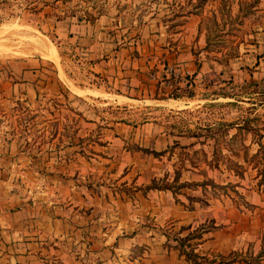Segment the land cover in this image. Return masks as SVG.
Listing matches in <instances>:
<instances>
[{
    "label": "rangeland",
    "instance_id": "obj_1",
    "mask_svg": "<svg viewBox=\"0 0 264 264\" xmlns=\"http://www.w3.org/2000/svg\"><path fill=\"white\" fill-rule=\"evenodd\" d=\"M190 14L199 32L183 51ZM18 61L38 95L0 99L1 134L132 202L111 210L126 218L105 264L261 263L264 247H232L251 237V194L264 203V0H0L1 80L22 78ZM11 245L0 264H22Z\"/></svg>",
    "mask_w": 264,
    "mask_h": 264
},
{
    "label": "crops",
    "instance_id": "obj_2",
    "mask_svg": "<svg viewBox=\"0 0 264 264\" xmlns=\"http://www.w3.org/2000/svg\"><path fill=\"white\" fill-rule=\"evenodd\" d=\"M184 17L190 21L178 32L179 36L181 34L178 48L186 51L190 50L199 29L194 15ZM179 55L175 60L180 62V66L192 59L187 52L183 58ZM23 64L22 61L14 62L13 67L21 68L19 75L22 78L14 73L5 81L0 79L3 88L0 99H32L38 95L40 81L35 74L37 70H28ZM3 127L4 123L0 122V130ZM26 144L23 139L4 136L0 131V242L13 243L9 246V251L14 252L10 258L14 263L22 261V264H51L48 262L50 257L55 258L57 264H84V258L91 255L105 264V259L111 254L107 246L118 234V221L126 218L124 215L121 218L113 216L111 210L129 207L132 202L128 194L122 192L111 198V194L105 193L104 189L95 190L89 186V179L84 173H75L74 169L63 171L59 158H47L40 151L34 153ZM143 195L142 191L134 192V199H137L140 208H143ZM251 199H254L253 212L250 219H246L249 223L248 236L251 237L239 240V243L236 240L232 250L245 243L250 245L245 252L254 255L264 247L261 240L264 203L260 191L251 194ZM259 203L263 205L258 206ZM259 258L264 264V254Z\"/></svg>",
    "mask_w": 264,
    "mask_h": 264
},
{
    "label": "trees",
    "instance_id": "obj_3",
    "mask_svg": "<svg viewBox=\"0 0 264 264\" xmlns=\"http://www.w3.org/2000/svg\"><path fill=\"white\" fill-rule=\"evenodd\" d=\"M174 97H178V96H174ZM239 130H242L244 129L243 127H239L238 128ZM263 147V146H262ZM155 154H160V153H157L155 152ZM213 154H215V150L213 152ZM236 155V154H235ZM245 156V154H244ZM245 160V158H244ZM227 161L230 163V164H233L234 166V169L231 168V167H228L230 170H233L234 171V174L239 176V177H242L243 174H242V170H238L241 167L240 164H238L237 162H233L231 161L230 159H227ZM185 186L184 183H181V184H172V183H165V185L163 186L164 189H168V190H171L174 194L177 193V190H179L181 187ZM148 188H157V189H160V187L154 182L152 181V183L148 186ZM173 188V189H172ZM186 254V257H189V255L187 254V252H185ZM221 256V260H218L217 263H214V264H221V263H224V262H229L228 260H226L223 256V255H220ZM261 256V255H260ZM251 263V261H250ZM254 264V263H253ZM261 264V263H260Z\"/></svg>",
    "mask_w": 264,
    "mask_h": 264
},
{
    "label": "built area",
    "instance_id": "obj_4",
    "mask_svg": "<svg viewBox=\"0 0 264 264\" xmlns=\"http://www.w3.org/2000/svg\"><path fill=\"white\" fill-rule=\"evenodd\" d=\"M165 71L167 72H169L170 74H172V75H176L175 74V69L174 68H169V67H167L166 69H165Z\"/></svg>",
    "mask_w": 264,
    "mask_h": 264
},
{
    "label": "bare ground",
    "instance_id": "obj_5",
    "mask_svg": "<svg viewBox=\"0 0 264 264\" xmlns=\"http://www.w3.org/2000/svg\"><path fill=\"white\" fill-rule=\"evenodd\" d=\"M173 108V107H172Z\"/></svg>",
    "mask_w": 264,
    "mask_h": 264
}]
</instances>
